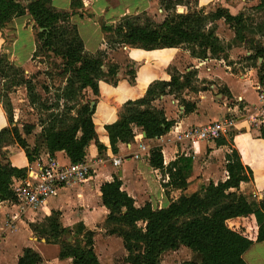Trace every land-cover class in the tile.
<instances>
[{"label":"crops","instance_id":"obj_1","mask_svg":"<svg viewBox=\"0 0 264 264\" xmlns=\"http://www.w3.org/2000/svg\"><path fill=\"white\" fill-rule=\"evenodd\" d=\"M69 0H52V6L56 3H64ZM125 4H133L138 0H117ZM96 0H90L87 5L92 6ZM70 5V4H69ZM89 6V7H90ZM83 46V55L91 57L92 48L79 33ZM17 42V41H16ZM163 50V49H161ZM177 50V49H176ZM172 50L167 49L166 52ZM207 55V54H206ZM131 57L147 60L168 58L162 52L147 53L144 51H132ZM192 64L197 59L190 58ZM221 58L213 59L206 56L205 63L200 68L194 67L185 70V75L192 69L195 70L197 79L203 87L197 93L183 89V92L174 97L172 92H165L155 97V108L160 107L167 122H171V128L159 138L146 139L142 129H138L133 139L126 144H118L117 152L112 154L107 133L104 127L117 122L120 118L122 107L127 103L139 101L146 95L150 85L155 82L168 83L169 77L160 66L154 70L142 72L140 69L135 74V84L130 86L125 82H119L112 87L103 81L97 83L98 101L92 103V123L96 140L89 143L85 150L83 161L90 166V175L83 183L67 184L57 189L55 196L49 198L44 204L34 209H27L16 201L0 202V264H17L24 249H30L38 255L39 264H72L71 258L59 259L61 245H71L75 237L74 230L78 226L84 232L93 234V252L99 264H102L101 256H98L96 239L103 231L108 211L102 206L100 187L105 183H111L117 179L121 183V191L130 197L135 208L150 205L152 210L166 208L170 203L180 197H189L203 192L209 185H217L227 180L225 171V156L235 151L244 169L248 180L239 184L237 190H229L228 193H236L242 196L247 203L258 204L264 202V133L250 129L240 124L237 134L229 138H220L215 141L190 140L184 134L194 128L219 121L230 116L242 108H250L258 104L257 92L254 86L257 84L256 70L244 75L238 69L229 73L221 66ZM183 79L184 72L179 73ZM168 89V88H166ZM34 134L37 137L40 134ZM263 135V136H262ZM27 143V149L34 147V138ZM96 142L101 150L96 148ZM221 142V145H217ZM139 146L145 150L141 151ZM17 149V148H15ZM13 149V150H15ZM158 149L162 157L163 169L156 170L150 166V151ZM12 150V152H13ZM21 151V150H20ZM146 153L148 156H146ZM179 158L190 159L191 168L186 178V186L183 189L163 188L168 181L165 169ZM20 161H24L27 172L34 173L41 164L52 160L60 166L70 163L64 152L55 153L51 159L44 145L40 144L35 160L28 164L22 155ZM113 159H120V164L112 166ZM20 180H12L16 185ZM54 216L59 230L67 231V235L56 236L49 228L48 219ZM39 229L36 233L35 229ZM40 235L39 237H36ZM100 237V236H99ZM57 238V241L54 239ZM63 242L65 244H63ZM101 245V244H100ZM110 244H103L102 250H109ZM246 264H264V241L252 245L244 254Z\"/></svg>","mask_w":264,"mask_h":264},{"label":"trees","instance_id":"obj_2","mask_svg":"<svg viewBox=\"0 0 264 264\" xmlns=\"http://www.w3.org/2000/svg\"><path fill=\"white\" fill-rule=\"evenodd\" d=\"M177 1L180 2V0ZM72 4L73 2L71 3L73 8ZM171 5L172 2H169L167 8ZM12 11H18L21 14L19 16H29L38 29H43L40 35L43 48L49 50L54 44L63 43L66 50L62 58L68 65L79 64L78 70L72 72L74 74L84 72L85 75L80 76L81 83L97 94L96 84L93 85L90 75L98 73L99 66L96 68L90 60L82 59L84 57L83 46L79 38H76L77 43L62 40V34L56 26L58 14L48 10L39 0L30 2L25 10H22L13 0H0V26ZM222 17L238 35L235 26L241 22L242 17L240 15L232 17L224 11L217 10L216 18ZM194 22L192 16L171 18L167 15L160 25L154 27L132 28L127 23L125 25L126 43L131 42L147 51L186 45L191 47V51L206 50L213 56L223 52L214 34L204 33L199 26L192 25ZM262 52L264 53V50L256 49L255 55L264 60ZM201 54L203 58L206 56L205 52ZM188 76L190 75L186 74L183 78H188ZM258 83L264 85V68L259 72ZM164 85L169 93L172 88L180 87L179 83L173 80ZM32 95L30 104H38L40 98L35 94ZM72 96L71 92H67L66 95H62V100L68 102ZM130 104L132 103H127V105ZM58 108L56 106L57 110ZM73 110L71 106L65 104L60 115L50 116L47 119V125L41 123L39 125L41 131L35 141L37 146L35 145L31 151L24 150L27 146L20 142V148L3 157L4 164H0V202L14 200L11 189L12 180L25 178L27 169L19 156L22 155L24 160L31 164L37 156L40 144L44 145L51 159L55 153L64 152L71 164L83 161L89 143L96 140L92 123L93 110H89V106L84 105L76 116L72 117ZM65 121L70 122L68 128L57 131L56 126ZM171 126L172 123L165 120L163 113L132 109L128 110L126 117L104 127V130L107 133L110 150L112 154H115L117 145L129 143L138 129H142L146 139H154L164 135ZM32 128L33 126L27 128L26 134H30ZM5 133L6 131L0 132V142ZM231 138L232 136L228 140ZM220 143L217 142V145H221ZM96 148L98 151L102 149L97 142ZM149 163L156 170L163 169L162 157L158 149L150 151ZM190 168V159L179 158L169 164L165 169L168 181L162 187L185 188ZM225 171L227 180L224 183L209 184L202 192V196L195 194L187 198L180 197L166 208L159 210H152L148 204L135 208L133 200L121 191V183L117 179L103 184L100 187V193L102 206L108 211L106 223L119 227L110 234L122 240V246L126 252L125 263L158 264V259L164 252L184 247L200 257V260L181 264H246L242 258L243 254L252 245L264 241V202L250 204L236 193L226 194L231 189L237 190L240 183L248 180L235 151L225 156ZM230 197L237 198V200L225 205L219 202ZM211 211L212 214L209 216L208 213ZM51 218L48 219L51 231L56 236L67 235V231L59 230L57 220ZM181 220L185 222L179 224ZM138 224H142L143 228H139ZM74 235L82 236L85 240L84 246L71 248V250L68 246L66 250L61 249L59 259L71 258L72 264H99L93 252V234L83 233V228L78 226L74 230ZM40 262L36 253L30 249H24L17 264H39Z\"/></svg>","mask_w":264,"mask_h":264},{"label":"rangeland","instance_id":"obj_3","mask_svg":"<svg viewBox=\"0 0 264 264\" xmlns=\"http://www.w3.org/2000/svg\"><path fill=\"white\" fill-rule=\"evenodd\" d=\"M32 1L36 0H13L22 10H25ZM39 1L48 10L59 15L56 26L64 42L77 43L76 38H80V33L84 39H88L87 44L91 45L90 47L95 46L92 48V56H84L82 59L90 60L96 68L99 66V72L90 75L91 82L93 85L96 84V87L99 81L112 87L119 82L134 86L135 74L139 69L142 74V72H149L148 69L154 70L155 66L159 65L167 73L169 80L179 83L180 87L170 90L175 98L183 92V89L197 93L203 89L201 84L204 82L200 83L195 79V70H190L188 72L190 76L182 80L179 73L184 72L182 76L184 77L187 73L185 70L200 68V65L205 63L206 56L213 59L221 58L223 60L220 62L221 66L229 73H232L233 69L241 72L245 70L244 75L249 77V72L255 69L257 84H259V72L264 68V60L255 54L256 49L264 50V0H180V2L138 0L133 6L117 0H96L92 6L87 5L90 0H69L60 4L55 3L53 6L52 0ZM169 2H172V5L167 8ZM217 10L224 11L232 17L238 15L242 17L241 22L235 26L238 35L227 25L223 17L216 18ZM19 15L21 14L18 11H12L0 26V132L6 131L0 142V164H4V156L10 154L13 149L21 147L20 142L26 146L27 143L30 144L35 137L34 134L38 132L39 125L41 123L47 125V119L50 116L60 115L65 104L74 109L71 116L75 117L82 106L88 105L89 110H92V103L99 99L95 91H91L81 83L80 76L85 73L72 72L78 70L79 64L68 65L62 58L66 50L65 45L54 44L49 50L43 48L40 42L43 29H38L29 16ZM167 15L171 18L192 16L195 20L192 25L199 26L204 33L212 32L223 48V52L213 56L206 50L191 51V47L186 45L171 48L170 52H166L167 49L147 51L131 42L126 43L125 25L127 23L132 28L154 27L160 25ZM132 51L147 53L160 51L168 55V58L160 59L162 63L145 58L136 60L131 57ZM201 52L207 55L203 58ZM261 55L264 58L263 52ZM190 58L197 59V62L192 64ZM67 92H71L73 96L65 102L62 100V95H66ZM147 92L139 101L122 107L121 118L126 117L128 110L132 109L163 113L160 107L155 108L157 104L159 105L158 101L157 103L153 101L155 97L168 92L164 83H153ZM32 94L40 98L38 104H30ZM56 106L59 107L58 110ZM69 124L70 122L67 121L61 125L58 124L56 130L63 131ZM31 126H33L31 133L26 134V129ZM36 139L35 137L34 146H37ZM24 150L28 149L24 148ZM199 194V196L203 195L202 192ZM236 200L237 198L230 197L219 202L225 205ZM211 214L212 211L208 213L209 216ZM184 220H181L179 224L185 222ZM138 227L143 228V225L138 224ZM102 229L105 233L99 234L100 237L98 236L95 241L99 249L98 256H101L103 260L102 264H126V252L123 249L122 240L110 234L119 227L105 223ZM123 229L126 230V228ZM35 231L37 233L42 230L37 228ZM54 239L57 241V238ZM84 244L83 238L75 237L74 243L61 245V249L66 250L67 246L69 250L76 247L82 248ZM103 244H110L109 247L112 248L102 250ZM199 260L200 257L190 250L179 247L175 251L164 252L159 257L158 264H181Z\"/></svg>","mask_w":264,"mask_h":264},{"label":"built area","instance_id":"obj_4","mask_svg":"<svg viewBox=\"0 0 264 264\" xmlns=\"http://www.w3.org/2000/svg\"><path fill=\"white\" fill-rule=\"evenodd\" d=\"M255 91L257 92V105L242 108L241 111L237 110L234 114L219 121L189 130L184 134V137L192 141L204 142L215 141L220 138L227 139L237 134L240 124L264 133V85L256 84ZM139 149L145 150L142 146H139ZM146 156H148L147 153ZM119 164L120 159L112 160L113 167ZM90 171V166L84 161L60 166L52 160H48L45 164L37 167L34 173L29 172L23 180L13 185L14 200L27 209H34L55 196L58 188L67 184L85 182Z\"/></svg>","mask_w":264,"mask_h":264}]
</instances>
